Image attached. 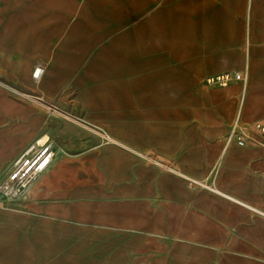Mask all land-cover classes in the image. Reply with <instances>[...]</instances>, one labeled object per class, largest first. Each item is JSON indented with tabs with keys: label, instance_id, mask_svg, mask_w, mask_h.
<instances>
[{
	"label": "crops",
	"instance_id": "1",
	"mask_svg": "<svg viewBox=\"0 0 264 264\" xmlns=\"http://www.w3.org/2000/svg\"><path fill=\"white\" fill-rule=\"evenodd\" d=\"M4 5L0 90L76 105L92 128L34 125L0 95V182L39 138L61 139L0 210V264H264V134L251 128L264 120V0ZM242 72L244 85L204 84ZM235 121L242 146L226 143Z\"/></svg>",
	"mask_w": 264,
	"mask_h": 264
},
{
	"label": "rangeland",
	"instance_id": "2",
	"mask_svg": "<svg viewBox=\"0 0 264 264\" xmlns=\"http://www.w3.org/2000/svg\"><path fill=\"white\" fill-rule=\"evenodd\" d=\"M4 4H5V0L4 1L0 0V12L5 11ZM199 34H200L199 35L200 42H198V45L201 48V32ZM259 62L260 64H264L262 63L263 59H259ZM0 95L3 98L13 101L14 104L17 103L18 109H21V108L28 109L31 123L34 125L37 124V121H38L37 119H39V117H45L47 120L46 122L47 125H50V124L54 125V123H56V127H52V128L49 127L52 130L62 129V130H66V132L71 133L72 131H78V130L85 131L84 129L92 128V127L87 126L84 123V121H79L78 118H83V113L79 111V107H77L76 105H73V106L72 105H61V106L54 105L53 103L49 102V100L43 94L38 93V91L35 89L32 91H22V90H16V89L5 87L3 90H0ZM67 96L69 97V95ZM75 97H76L75 93L70 95V99H75ZM39 98H41V100H39ZM38 138L39 137L37 135L34 139H32L31 144L35 142ZM49 138L50 137L42 136L41 138L38 139L39 141L37 140V142L39 143H37L36 145L38 144L41 145L47 140L51 142L52 145H55V143H57V146H60L58 142H60L61 139H56V141L53 142V139L52 138L49 139ZM37 151H38V148L35 149L33 153H31V156L33 157L37 153ZM20 197L21 196L16 195V196H12L11 198V196L9 195L4 196L3 194H0V210L14 208L12 207V203H15L18 199H20Z\"/></svg>",
	"mask_w": 264,
	"mask_h": 264
},
{
	"label": "built area",
	"instance_id": "3",
	"mask_svg": "<svg viewBox=\"0 0 264 264\" xmlns=\"http://www.w3.org/2000/svg\"><path fill=\"white\" fill-rule=\"evenodd\" d=\"M45 66L43 63H37L34 71H33V79L38 80V78L42 75ZM247 80V73H224L220 75L210 76L204 80V84L207 86H218L225 87L232 81H240L244 85ZM251 128L257 133L264 134V120L254 122L251 125ZM250 137L243 132L237 121H235L226 137V143H230L231 141H235L237 145H244ZM50 150H52L50 148ZM53 151V150H52ZM39 151L32 157H38ZM39 172L31 169L30 171H20L18 174H15L13 177L9 176L6 183L0 188V194L4 196H22L24 191L28 188V186L33 182Z\"/></svg>",
	"mask_w": 264,
	"mask_h": 264
},
{
	"label": "bare ground",
	"instance_id": "4",
	"mask_svg": "<svg viewBox=\"0 0 264 264\" xmlns=\"http://www.w3.org/2000/svg\"><path fill=\"white\" fill-rule=\"evenodd\" d=\"M35 66H34V68H35ZM34 68H33V71H34ZM33 71H32V76H33ZM40 77L38 79H40ZM37 143H39V142L36 141L33 145H31L28 149H26L14 161L11 171L3 179V181L0 182V188L3 186V184L6 183L9 176L13 177L15 174H18V172H20V171L26 172L28 170L30 171L31 169L40 173L45 168V166L51 161L54 153L49 148H47V147L44 148L47 144V140H46V142H44L41 145H39V144L36 145ZM39 147H41V149L38 150L39 156L32 158L31 153H33V151Z\"/></svg>",
	"mask_w": 264,
	"mask_h": 264
}]
</instances>
